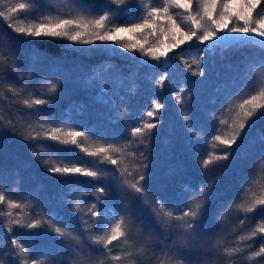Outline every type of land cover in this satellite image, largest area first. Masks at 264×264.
<instances>
[{
  "label": "trees",
  "instance_id": "1",
  "mask_svg": "<svg viewBox=\"0 0 264 264\" xmlns=\"http://www.w3.org/2000/svg\"><path fill=\"white\" fill-rule=\"evenodd\" d=\"M21 2L27 0H6V3H0V10L8 4L14 6ZM129 6L131 18H137L142 11V0H130V5L125 6H117L111 0H36L32 9L19 10L12 21L0 18L3 43L0 53L9 56L16 65L15 71L9 68L6 74L0 75V92L3 93L0 95V188L10 199L29 202L31 207L27 211L33 217L42 214L51 219L54 213L56 217L70 221L80 234L84 230L81 217L88 219L85 215L87 207L97 203L92 195L95 188L110 185L107 198L97 203L101 215L91 218L98 221L91 229V234L95 235L104 222L105 213H109L110 219V213L114 211L119 219L125 206L132 203L133 198L125 194L128 190L122 184L119 169L110 164L88 163L97 158L88 156L74 145L28 139V123H32L37 131L40 130L39 123L86 131L91 145L112 143L123 146L131 141L127 152H135L136 159L133 161L129 157V163L130 166L133 163L146 165L141 170L151 202L159 198L166 206L175 205L173 211L179 215L183 206L194 199L190 193L186 195V189L199 191L203 187L209 193L206 197L209 204H213L211 193L217 194L212 212L207 211L206 205L205 215L201 217L207 225L202 246L207 254L205 259L223 264L225 258L212 248V244L222 240L226 246H236L240 235L249 234L264 221L261 209L245 214L235 206L244 198V189L256 178L255 161L264 156V119L259 118V113L253 117L237 144L232 146L233 155L227 161L219 162V167L210 166L205 170L200 162L213 151L212 137L227 129L219 121L229 115L233 105L255 94L258 76L264 72L260 64L264 49L258 44L224 47L216 42L198 44L193 41L192 47L182 46L188 49L182 53L187 65L179 59L165 64L138 52H128L114 43L86 45L41 38L31 45L24 44L9 27L17 17L69 11L99 16L119 9L118 19L125 20L128 15L124 9ZM197 72L203 75H196ZM164 74L166 78L161 86L159 81ZM53 84L56 91L48 92ZM9 85L19 89L21 94L14 96L7 90ZM29 95L48 99L50 103L28 108L21 101ZM178 95L183 103L176 102ZM157 100L164 107L155 118L147 117L145 113ZM145 120L156 123L157 127L140 142L130 133ZM194 130H198L197 135H193ZM44 145H54L60 150L74 149L68 154L69 161L103 169L105 174L100 181L54 174L49 168L59 161L55 153L44 150ZM222 149L223 146H219L217 153ZM118 157L119 154H115V158ZM77 202L85 212L75 210ZM0 208L6 210L4 205ZM136 210L143 220L145 213L140 211L139 205ZM6 220V217H0V258L5 264H17L10 243L13 236L31 247L37 258L49 261L55 258L57 264L72 259L63 238L46 226L37 229L14 226L9 233ZM145 223H149L150 228L143 230L145 235L137 236L148 251L142 264H155L152 253L162 255L177 237L171 229L158 224L155 217ZM81 240L88 256L95 259L101 255L100 246L91 245L83 235ZM262 244L264 234L241 242L245 252L232 258L235 264H256L247 261L245 255L258 250ZM119 251V247H115L113 254ZM259 259L264 261V257Z\"/></svg>",
  "mask_w": 264,
  "mask_h": 264
},
{
  "label": "snow or ice",
  "instance_id": "2",
  "mask_svg": "<svg viewBox=\"0 0 264 264\" xmlns=\"http://www.w3.org/2000/svg\"><path fill=\"white\" fill-rule=\"evenodd\" d=\"M111 2L117 6L130 5V0H111ZM262 2L264 0H142V11L135 19L131 18V6H129L124 9L128 15L125 20L118 19L119 9L99 16H90L83 11H69L66 14L57 12L36 17H17L16 22L10 23L9 27L24 44L31 45L41 38L68 40L86 45L97 42L114 43L128 52H138L141 56L153 61H163L167 64L179 59L187 65V60L182 53L188 49H183L182 46L192 47L193 41L198 44L216 42L224 47L231 44H258L264 49ZM0 3H6V0H0ZM35 4L36 0H27V2L16 3L14 6L8 4L4 10H0V18L12 21L19 10H30ZM221 33L224 35H220ZM254 37L260 39H253ZM0 47H3L2 38H0ZM178 49L181 51H176ZM170 53L173 55L170 56ZM260 64L264 68V57L261 58ZM9 68L15 71L14 60L0 53V75L6 74ZM195 74L203 75L202 72ZM165 78L166 74L161 76L159 81L161 86ZM257 85L255 94L233 105L229 115L219 121L220 125H226L227 129L223 134L212 137L213 151L200 162L203 169L208 170L210 166L219 167V162L227 161L233 155L230 151L232 146L237 144L253 117H257L259 113V118L264 119V111H262L264 110V72L259 74ZM7 90L14 96L21 94L19 89L11 85ZM55 91L56 85L53 84L48 92ZM0 95L3 93L0 92ZM175 99L177 103H183L181 96L178 95ZM21 103L28 108H33L49 104L50 100L29 95L22 99ZM163 107L164 105L157 100L145 115L155 118ZM38 127L39 131L33 127L32 123H28V139L53 141L58 145H74L76 149L88 156L97 158L88 163L117 166L122 184L128 190L125 194L131 196L133 200L125 206L124 214L120 215L119 219L116 218L114 211L110 213V219L109 213H105L104 222L97 229V234L93 235L91 229L98 221L91 218L101 215L97 209V203L102 198H107L108 189L111 187L110 185L97 186L92 193L97 203H91L86 212L79 202L75 204V210L85 212L88 217V219L81 217L84 230L77 234L70 221L56 217L54 213L51 214V219L42 214L33 217L27 211L31 207L29 202L10 199L0 188V205L6 207V210L0 208V217L7 218L5 226L9 233L13 231L14 226L22 229L46 226L48 230L63 238L64 246L72 257L70 261L61 260L59 264H142L143 259L148 256V251L137 236L145 235L143 231L146 227L145 221L155 217L158 224L171 229L172 234L177 237L172 246L166 248L162 255L156 256L154 252L152 253L155 256V264H214L213 261L205 259L207 254L202 245L205 241L207 225L201 217L205 215L206 205L207 211L212 212L217 195L215 192L211 193L213 204H209L206 199L209 193L205 192L203 187L199 191L194 188L186 189V195L190 193L194 199L185 204L180 210L181 214L177 215L173 211L175 205L166 206V202H161L159 198L155 199L154 203L151 202L149 190L144 183L146 178L141 170L146 168V165L133 163L130 166L129 163V157L133 161L136 159L135 152H127L131 141L123 146L112 143L91 145L88 144L90 138L86 131L52 127L45 123H39ZM156 127V123L145 120L133 127L130 135L143 142V138ZM197 131L194 130L193 135H197ZM86 144L88 146H85ZM219 146H223V149L218 154L216 149ZM43 148L45 151L56 154L59 162L52 164L49 171L61 177L83 176L90 177L93 181H100L105 174L103 169L85 167L79 162L69 161L68 154L73 153L74 149L60 150L54 145H44ZM115 154H119V157L115 158ZM140 155L143 156V153ZM254 171L256 178L250 181L243 191L244 198L235 205L245 214L255 213L257 209L264 211V156L255 161ZM137 205L140 206V211L145 213L143 220L137 213ZM243 223L244 221L241 220V224ZM258 234H264V221L249 234L240 235L236 246H226L222 240H216L212 248L225 258L223 264H235L232 258L245 252V247L240 246L241 242L252 240ZM82 235L90 241L91 245L100 246L102 251L99 257L93 259L86 254L81 240ZM116 242H120L119 245ZM10 243L15 252L17 264H57L55 258L51 261L37 258L33 249L15 236L11 238ZM115 247L120 249L117 254H113ZM261 257H264V244L258 250L245 255V259L249 262L264 264V261L259 259ZM0 264H5L3 258H0Z\"/></svg>",
  "mask_w": 264,
  "mask_h": 264
},
{
  "label": "bare ground",
  "instance_id": "3",
  "mask_svg": "<svg viewBox=\"0 0 264 264\" xmlns=\"http://www.w3.org/2000/svg\"><path fill=\"white\" fill-rule=\"evenodd\" d=\"M145 225H146L145 229L150 228L151 226L149 223H145Z\"/></svg>",
  "mask_w": 264,
  "mask_h": 264
},
{
  "label": "rangeland",
  "instance_id": "4",
  "mask_svg": "<svg viewBox=\"0 0 264 264\" xmlns=\"http://www.w3.org/2000/svg\"><path fill=\"white\" fill-rule=\"evenodd\" d=\"M221 35H224L223 33H221ZM255 39H260L259 37H254Z\"/></svg>",
  "mask_w": 264,
  "mask_h": 264
}]
</instances>
